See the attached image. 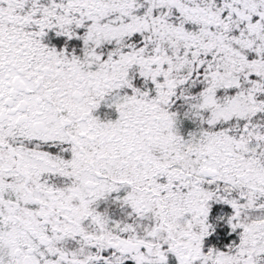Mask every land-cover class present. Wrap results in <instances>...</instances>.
Here are the masks:
<instances>
[{
	"label": "snow or ice",
	"instance_id": "snow-or-ice-1",
	"mask_svg": "<svg viewBox=\"0 0 264 264\" xmlns=\"http://www.w3.org/2000/svg\"><path fill=\"white\" fill-rule=\"evenodd\" d=\"M0 264H264V0H0Z\"/></svg>",
	"mask_w": 264,
	"mask_h": 264
}]
</instances>
